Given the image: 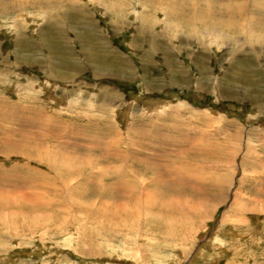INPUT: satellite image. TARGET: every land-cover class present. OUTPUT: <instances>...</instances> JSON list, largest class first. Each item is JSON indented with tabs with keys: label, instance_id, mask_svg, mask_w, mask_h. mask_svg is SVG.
I'll use <instances>...</instances> for the list:
<instances>
[{
	"label": "rangeland",
	"instance_id": "obj_1",
	"mask_svg": "<svg viewBox=\"0 0 264 264\" xmlns=\"http://www.w3.org/2000/svg\"><path fill=\"white\" fill-rule=\"evenodd\" d=\"M0 264H264V0H0Z\"/></svg>",
	"mask_w": 264,
	"mask_h": 264
}]
</instances>
